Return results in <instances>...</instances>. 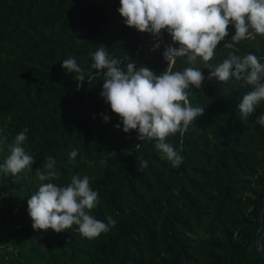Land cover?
Returning <instances> with one entry per match:
<instances>
[{"label":"trees","instance_id":"1","mask_svg":"<svg viewBox=\"0 0 264 264\" xmlns=\"http://www.w3.org/2000/svg\"><path fill=\"white\" fill-rule=\"evenodd\" d=\"M119 7V0H0V164L24 128L22 147L36 161L19 178L0 173V264H264V126L256 122L264 101L242 119L238 105L251 86L208 80L202 60L177 58L173 72L201 68L204 86L190 85L189 101L204 112L183 136L168 138L183 157L173 167L155 140L116 129L119 117L100 96L106 70L93 69L90 55L100 45L157 75L167 68L171 36L163 31L151 51L155 38L126 26ZM228 33L209 63L218 66L230 53L264 63V37L237 44L231 23ZM69 57L85 72L79 89L76 74L61 67ZM48 156L61 173L52 181L58 186L90 177L99 194L90 214L105 223L112 217L115 227L94 240L75 225L60 233L32 228L27 200ZM141 160L148 167L138 171Z\"/></svg>","mask_w":264,"mask_h":264},{"label":"clouds","instance_id":"2","mask_svg":"<svg viewBox=\"0 0 264 264\" xmlns=\"http://www.w3.org/2000/svg\"><path fill=\"white\" fill-rule=\"evenodd\" d=\"M119 3L117 11L126 26L150 33L155 38L151 51L161 47L163 31L171 36L172 43L165 46L163 59L167 68L159 75L144 65L137 68L136 62L129 60L127 55L123 60L114 58L104 45L90 53L94 61L91 67L106 70L100 96L119 117L120 122L114 125L116 129L122 124L124 133L133 130L138 133V141L155 140V148L173 167L183 163L180 152L167 141L177 133L183 136L203 114V107H192L189 88L191 85L201 89L205 76L201 68L194 66L173 72L171 66L175 65L177 58H186L191 65L202 60L204 68L211 70L208 80L216 78L227 83L235 79L251 86L252 90L238 105L242 119H248L264 101V63L256 55L230 53L218 66L209 63L218 44L229 35L230 23L235 27L231 40L237 44L254 40L256 36L264 37V0H119ZM61 67L76 74L74 79L79 89L85 80V72L75 58L63 60ZM100 115L105 123L109 121L108 115ZM256 122L264 126V113L257 116ZM27 132L28 129L24 128L16 135L14 144L9 145L10 155L0 164V173L5 177L19 178L20 174L31 171L36 162L22 147L27 143ZM5 143L6 138H0V145ZM77 155V150L71 151L68 162H74ZM55 165L56 160L48 156L45 170L36 169L37 179L42 183L27 200L32 228L60 233L75 225V231L82 237L94 240L115 227L117 221L112 217H107L105 223L90 214L99 203L98 192L90 187V177L74 175L70 184L58 186L52 182L61 175ZM147 167V161L141 160L138 171Z\"/></svg>","mask_w":264,"mask_h":264}]
</instances>
